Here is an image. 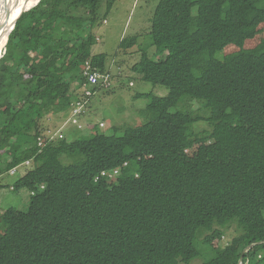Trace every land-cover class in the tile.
Returning <instances> with one entry per match:
<instances>
[{
	"label": "trees",
	"instance_id": "16d2710c",
	"mask_svg": "<svg viewBox=\"0 0 264 264\" xmlns=\"http://www.w3.org/2000/svg\"><path fill=\"white\" fill-rule=\"evenodd\" d=\"M116 1L40 0L8 32L0 176L31 167L4 186L29 200L0 218V264H264V39L243 47L264 24V0H159L155 52L131 71L167 89L164 108L149 103L121 134L37 145L45 117L69 115L84 63L105 71L106 55L88 50Z\"/></svg>",
	"mask_w": 264,
	"mask_h": 264
},
{
	"label": "rangeland",
	"instance_id": "374dc122",
	"mask_svg": "<svg viewBox=\"0 0 264 264\" xmlns=\"http://www.w3.org/2000/svg\"><path fill=\"white\" fill-rule=\"evenodd\" d=\"M158 1L117 0L114 3L106 20L99 24L95 35L96 43L88 50L91 55L100 53L106 55L104 72L110 74V86L95 89L83 116L79 119L80 128L70 123L69 115L65 119L61 118V114L58 118L51 115L45 117L43 128H45L46 133L53 136L52 139L60 138V135L70 138V132H75L76 137L80 140L89 139L96 133L106 136L121 134L124 127H137L144 123L146 116L142 110L149 103H153L158 109L164 108L163 97L167 94V89L153 87L142 81L140 75L131 71L132 66L139 61L141 53L146 52L149 56H152L155 52L149 37V31L150 19ZM193 11H195V8H193ZM130 38H135L136 44L130 48H120L121 40ZM263 39L264 24L262 23L257 27L254 38L245 41L243 47L253 48ZM222 51L217 54V58L221 59L224 55L235 52L236 47L230 45ZM84 88L80 94L78 90L73 100L82 97ZM145 94L151 96H140ZM100 123H103L104 127L100 128ZM88 127L90 128L88 129ZM193 128L197 132L208 129L205 123H196ZM193 150L188 149L186 154L192 153ZM30 167L31 164L25 163L16 168L15 173L10 171L8 174L0 176V186H2L0 187L1 219L3 213L9 208L22 212L27 210L29 193L26 190L13 192L11 187L4 186L10 185L22 177ZM236 234V230L231 228L221 240H212L213 245L224 248ZM203 262V259L199 258L189 264H202ZM238 264H242V262Z\"/></svg>",
	"mask_w": 264,
	"mask_h": 264
},
{
	"label": "built area",
	"instance_id": "2783aa9c",
	"mask_svg": "<svg viewBox=\"0 0 264 264\" xmlns=\"http://www.w3.org/2000/svg\"><path fill=\"white\" fill-rule=\"evenodd\" d=\"M81 74L82 77L85 79V88L82 94V97L80 99H76L72 101L69 107V118L70 123L77 128H80L79 125V119L83 116L86 106L90 102V98L92 97L93 93L95 92V89L97 88H108L110 86V74L107 72H102L98 69H93L90 61H86L81 68ZM99 127H104L103 123L99 124ZM52 135L50 136L49 133L46 134V139L43 137L38 139L37 145L39 147L44 146L46 141L52 140ZM60 138L63 136L60 135ZM57 138V137H56ZM29 163V162H26ZM16 168L11 170V173H15ZM113 173H116V170L113 171ZM106 176L105 173H101L99 177L104 178ZM98 177V179H99Z\"/></svg>",
	"mask_w": 264,
	"mask_h": 264
},
{
	"label": "bare ground",
	"instance_id": "6f19581e",
	"mask_svg": "<svg viewBox=\"0 0 264 264\" xmlns=\"http://www.w3.org/2000/svg\"><path fill=\"white\" fill-rule=\"evenodd\" d=\"M37 2L38 0H0V57L7 42L8 32L15 20Z\"/></svg>",
	"mask_w": 264,
	"mask_h": 264
},
{
	"label": "water",
	"instance_id": "95a60500",
	"mask_svg": "<svg viewBox=\"0 0 264 264\" xmlns=\"http://www.w3.org/2000/svg\"><path fill=\"white\" fill-rule=\"evenodd\" d=\"M39 1H40V0H38V2L36 3V5L39 3ZM36 5H35V6H36ZM35 6H33V7H35ZM33 7H32V8H33ZM32 8H29V9L25 10V11L23 12V14L26 13L27 11H29V10L32 9ZM23 14H21L20 16H18V18L15 20V23L18 21V19H19ZM7 17H8V14H7ZM15 23H14V25H15ZM14 25H13V27H14ZM13 27L11 28V31L13 30ZM7 39H8V38H7ZM250 247H251V246H250ZM240 260H241V259H240Z\"/></svg>",
	"mask_w": 264,
	"mask_h": 264
},
{
	"label": "crops",
	"instance_id": "0c3cea01",
	"mask_svg": "<svg viewBox=\"0 0 264 264\" xmlns=\"http://www.w3.org/2000/svg\"><path fill=\"white\" fill-rule=\"evenodd\" d=\"M90 127H88V129H89ZM5 231V227H4V224L0 221V232H1V234H3V232ZM0 234V235H1Z\"/></svg>",
	"mask_w": 264,
	"mask_h": 264
},
{
	"label": "clouds",
	"instance_id": "9594fccd",
	"mask_svg": "<svg viewBox=\"0 0 264 264\" xmlns=\"http://www.w3.org/2000/svg\"><path fill=\"white\" fill-rule=\"evenodd\" d=\"M84 87H85V86H84ZM25 163H26V162H25ZM25 163H24V164H25ZM240 262H241V260H240Z\"/></svg>",
	"mask_w": 264,
	"mask_h": 264
}]
</instances>
